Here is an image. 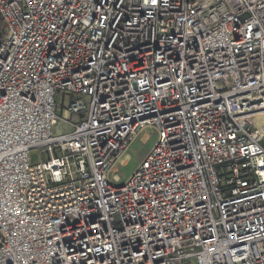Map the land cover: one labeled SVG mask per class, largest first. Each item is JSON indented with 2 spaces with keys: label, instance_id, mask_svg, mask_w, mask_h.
Here are the masks:
<instances>
[{
  "label": "built area",
  "instance_id": "2783aa9c",
  "mask_svg": "<svg viewBox=\"0 0 264 264\" xmlns=\"http://www.w3.org/2000/svg\"><path fill=\"white\" fill-rule=\"evenodd\" d=\"M0 264H264V0H0Z\"/></svg>",
  "mask_w": 264,
  "mask_h": 264
},
{
  "label": "rangeland",
  "instance_id": "374dc122",
  "mask_svg": "<svg viewBox=\"0 0 264 264\" xmlns=\"http://www.w3.org/2000/svg\"><path fill=\"white\" fill-rule=\"evenodd\" d=\"M61 128H65V126L63 125ZM146 133L149 135V137L147 140L143 141L141 137ZM144 134H142L135 141V143H133L127 155H124V157L116 167V171L125 178L129 177L132 174V172L135 170L142 158L145 156V154L152 147L156 140L155 134L152 133L151 130H147ZM48 158L49 154L42 148L32 151V159L34 163L45 162L46 160H48Z\"/></svg>",
  "mask_w": 264,
  "mask_h": 264
},
{
  "label": "bare ground",
  "instance_id": "6f19581e",
  "mask_svg": "<svg viewBox=\"0 0 264 264\" xmlns=\"http://www.w3.org/2000/svg\"><path fill=\"white\" fill-rule=\"evenodd\" d=\"M148 137H149V135L146 133V134H144L141 138H142L143 141H145V140L148 139ZM133 143H135V141H134ZM133 143H132V145H133ZM132 145L128 148V150H127V152H126V155H127L128 151L130 150V148L132 147ZM121 160H122V159H121ZM121 160H120V161H121Z\"/></svg>",
  "mask_w": 264,
  "mask_h": 264
}]
</instances>
